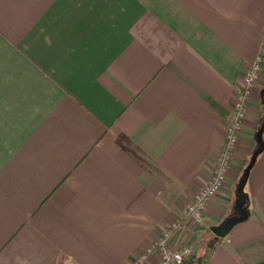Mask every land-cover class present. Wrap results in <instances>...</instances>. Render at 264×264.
<instances>
[{
    "label": "crops",
    "instance_id": "0c3cea01",
    "mask_svg": "<svg viewBox=\"0 0 264 264\" xmlns=\"http://www.w3.org/2000/svg\"><path fill=\"white\" fill-rule=\"evenodd\" d=\"M258 54L264 0H0V264H153L170 229L195 249L210 232L206 264H264V150L248 217L212 232L258 146L264 63L228 181L183 225Z\"/></svg>",
    "mask_w": 264,
    "mask_h": 264
},
{
    "label": "built area",
    "instance_id": "2783aa9c",
    "mask_svg": "<svg viewBox=\"0 0 264 264\" xmlns=\"http://www.w3.org/2000/svg\"><path fill=\"white\" fill-rule=\"evenodd\" d=\"M264 58L258 54L254 61L245 70L239 90L236 93L232 104V115L226 123L225 137L221 144L216 164L207 184L202 186L194 195L191 202L185 209V215L196 223H201L202 213L208 201L214 197L222 188L225 182L226 174L231 170L233 153L239 141L240 129L250 102L251 88L256 81L261 69ZM176 227V225H174ZM171 229L164 232L156 239L148 253L155 252L157 260L153 264H186L183 259L188 249L175 251L168 244ZM57 264H71L68 261H61Z\"/></svg>",
    "mask_w": 264,
    "mask_h": 264
},
{
    "label": "water",
    "instance_id": "95a60500",
    "mask_svg": "<svg viewBox=\"0 0 264 264\" xmlns=\"http://www.w3.org/2000/svg\"><path fill=\"white\" fill-rule=\"evenodd\" d=\"M262 132H264V124L258 129L256 134L257 148L250 155L248 163L242 170L235 188L236 207L235 213L226 217L221 223L212 228V232L216 238H223L238 223L244 221L248 217L247 196L244 193V187L247 182L249 173L255 164L257 156L264 150V140H262Z\"/></svg>",
    "mask_w": 264,
    "mask_h": 264
},
{
    "label": "rangeland",
    "instance_id": "374dc122",
    "mask_svg": "<svg viewBox=\"0 0 264 264\" xmlns=\"http://www.w3.org/2000/svg\"><path fill=\"white\" fill-rule=\"evenodd\" d=\"M261 73H262V69H261V71H260V73H259V75H258V77H257V79H256V81L254 82V84L252 85V88H251V93H252V89L257 85V84H259L260 83V81H261V79H262V77H261ZM251 93H250V98H251ZM242 128V127H241ZM239 132H241V129H240V131ZM240 134V133H239ZM246 165V161H244V163H242L238 168V171H240V174H241V172H242V170H243V168H244V166ZM228 174L230 173V170L227 172ZM228 174H226V178H225V182L226 181H228ZM224 182V183H225ZM208 183V182H207ZM206 183V184H207ZM204 186V185H203ZM221 190V189H220ZM197 192V191H196ZM196 194V193H195ZM194 197V196H193ZM192 197V198H193ZM192 200V199H191ZM191 200L186 204V206L184 207V212H183V225H185L186 226V230H188V229H193V228H195V227H202V226H204L205 225V223H204V211H203V213H202V221H201V223H196V222H194L192 219H188V217H186V215H185V209H186V207H187V205L191 202ZM176 225V224H175ZM177 226V225H176ZM177 228V227H176ZM189 231V230H188ZM173 231H171L170 232V235H171V233H172ZM202 238V237H201ZM203 239V238H202ZM203 244H204V246H203V248H201V246H199L198 244V246H196V249H195V246L193 245V244H191V243H189V242H186L185 240H181V241H179V245L178 246H176V247H173V246H171V248L172 249H174L175 251H177L178 249H179V251L180 250H182L183 248L184 249H188V251L185 253V254H183V259H184V261L185 262H187L188 261V259L189 258H191L196 252L198 253L199 252V254H200V256H202L204 253H208L210 250H211V247H212V245L214 244V242H213V236H212V234L210 233V232H208V233H206V238H205V240L203 241ZM195 249V250H194ZM198 250V251H197Z\"/></svg>",
    "mask_w": 264,
    "mask_h": 264
},
{
    "label": "trees",
    "instance_id": "16d2710c",
    "mask_svg": "<svg viewBox=\"0 0 264 264\" xmlns=\"http://www.w3.org/2000/svg\"><path fill=\"white\" fill-rule=\"evenodd\" d=\"M262 124H264V115H262V117L260 118L259 120V123H258V127L260 128L262 126ZM255 150V149H254ZM253 153V152H252ZM251 153V154H252ZM250 158V157H249ZM248 160H246V164L248 163ZM246 166V165H245ZM244 166V167H245ZM242 174V172H241ZM216 239V238H215ZM211 251L210 250L208 253H204L202 256H198L196 254H194L191 258H189V260L187 261V264H206L207 261L209 260L210 258V255H211ZM206 254V255H205Z\"/></svg>",
    "mask_w": 264,
    "mask_h": 264
}]
</instances>
